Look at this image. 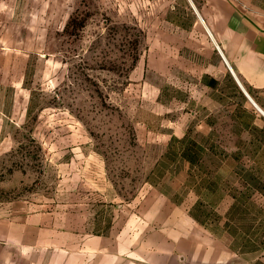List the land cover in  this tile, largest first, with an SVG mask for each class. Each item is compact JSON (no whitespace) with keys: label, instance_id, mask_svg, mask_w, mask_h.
Segmentation results:
<instances>
[{"label":"rangeland","instance_id":"obj_1","mask_svg":"<svg viewBox=\"0 0 264 264\" xmlns=\"http://www.w3.org/2000/svg\"><path fill=\"white\" fill-rule=\"evenodd\" d=\"M166 1L0 0V216L48 214L57 245L101 208L165 195L264 248V149L148 52Z\"/></svg>","mask_w":264,"mask_h":264},{"label":"crops","instance_id":"obj_2","mask_svg":"<svg viewBox=\"0 0 264 264\" xmlns=\"http://www.w3.org/2000/svg\"><path fill=\"white\" fill-rule=\"evenodd\" d=\"M164 6L148 28V52L165 54V70L188 72L237 132L264 149V0ZM166 203L172 208H160ZM156 205L101 208L92 224L79 220L77 238L69 234L57 245L52 236L40 237L53 227L48 214L0 216V264H261L264 248H247L246 234H214L165 195ZM91 225L97 230L87 233Z\"/></svg>","mask_w":264,"mask_h":264}]
</instances>
